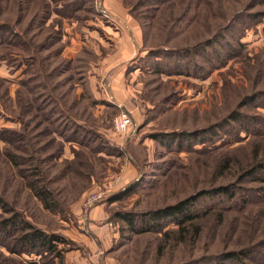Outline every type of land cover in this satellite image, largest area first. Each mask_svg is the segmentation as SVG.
<instances>
[{
  "label": "rangeland",
  "instance_id": "obj_1",
  "mask_svg": "<svg viewBox=\"0 0 264 264\" xmlns=\"http://www.w3.org/2000/svg\"><path fill=\"white\" fill-rule=\"evenodd\" d=\"M0 25V196L62 238L56 256L0 228V264H215L257 243L264 183L243 174L264 159V0H0ZM123 37L133 51L116 59ZM121 66L127 108L110 86ZM202 192L196 212L213 209L186 232L121 218L143 229Z\"/></svg>",
  "mask_w": 264,
  "mask_h": 264
},
{
  "label": "trees",
  "instance_id": "obj_2",
  "mask_svg": "<svg viewBox=\"0 0 264 264\" xmlns=\"http://www.w3.org/2000/svg\"><path fill=\"white\" fill-rule=\"evenodd\" d=\"M4 28L3 25H0V31ZM235 120L241 118L239 113H235L233 117ZM242 120V118L240 119ZM202 142V141H201ZM258 152V151H256ZM254 153V155L256 154ZM258 157V154L255 155V158ZM264 159L261 161H251L248 163L246 169H244L243 178H250L252 181L263 182L264 176L258 177L256 173L264 172ZM38 188L36 190L38 196L43 200L46 207L52 208L53 204L51 203L50 195L51 193L45 187H35ZM264 191V187L261 188ZM209 193L217 196L219 194H226L231 199H238V193L233 190L232 186H220L219 188L211 190ZM264 196V192L262 193ZM203 196V192L198 195L190 196L176 204L168 205L163 208H159L153 211H150L148 214L143 215L141 221L145 224V228L138 229L135 225V220L137 218L136 215L132 213H123L121 214V218L125 219L131 228L136 232L140 233L148 230H156L161 229L163 224L161 223L164 220L172 219L179 228H181L182 232L187 231V224H193V221L203 217V215L208 214L212 211V207L205 210L204 213L199 214L195 210V204L198 199ZM264 204V199L258 201ZM0 208L3 210H9L11 212V216L8 218H4L0 221V228H3L1 231L7 230L9 228H13L15 234L18 230L22 233H18L16 239L22 248H29L31 250H35L37 248H48L51 252H55L56 256H61L56 244L57 241H61L58 235L49 234L45 232L43 229L34 226L29 221L25 220L22 214L18 211H14V209L8 208L7 202L0 196ZM140 218V217H139ZM219 220H223V215L219 216ZM258 223L260 224L259 231L261 237L253 236V241L257 239V243H250L249 247H245L243 249L230 250L220 257L215 258V264H264V205L258 211L257 217ZM199 234V227L197 226ZM259 235V233H258ZM20 247V248H21ZM10 250L12 252H17L18 249L10 246ZM260 254V255H259Z\"/></svg>",
  "mask_w": 264,
  "mask_h": 264
},
{
  "label": "crops",
  "instance_id": "obj_3",
  "mask_svg": "<svg viewBox=\"0 0 264 264\" xmlns=\"http://www.w3.org/2000/svg\"><path fill=\"white\" fill-rule=\"evenodd\" d=\"M134 37H139L138 36V33H134ZM120 42V44H121V46H119V47H121L120 49H119V51L118 52H116L115 54H117V56H116V59H121L123 56H126L128 53H130V52H132L133 51V48H132V46H133V43H132V41H130L129 39H128V37H123V40H121V41H119ZM118 54H120V55H118ZM110 57H111V55H110ZM109 57V59H110V61L111 62H114V58H113V55H112V57L110 58ZM121 65V64H120ZM118 66V64H115V65H113V64H111V63H109L108 65H104V68L103 69H106V70H112L113 69V67L114 68H116ZM126 72V69H125V67L124 66H121L120 68H117V70H116V73L114 74V77H113V79H111V81H110V86H112L111 87V91L113 92V90L112 89H114V92L117 94V93H120V94H122L123 95V97L121 98V95H119L118 94V97L120 98V99H118L117 100V102L118 103H120L121 105L120 106H124V107H128L127 106V104L125 103L127 100H126V97H125V93H127V84H125V83H122L121 82V80H120V78L122 77V75H123V73H125ZM96 85H97V83H96ZM102 92H100V95H99V97L100 98H102ZM117 98V97H116ZM104 109H101V111L100 112H104L103 111Z\"/></svg>",
  "mask_w": 264,
  "mask_h": 264
},
{
  "label": "built area",
  "instance_id": "obj_4",
  "mask_svg": "<svg viewBox=\"0 0 264 264\" xmlns=\"http://www.w3.org/2000/svg\"><path fill=\"white\" fill-rule=\"evenodd\" d=\"M133 124L132 118L129 113H122L115 120V129L120 133H124L128 130L129 126ZM104 192H97L92 195L89 200V207L99 201L102 198Z\"/></svg>",
  "mask_w": 264,
  "mask_h": 264
}]
</instances>
